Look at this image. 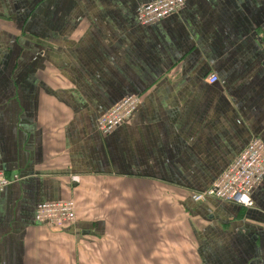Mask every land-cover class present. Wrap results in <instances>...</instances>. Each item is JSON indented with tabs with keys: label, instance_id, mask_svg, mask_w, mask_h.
<instances>
[{
	"label": "crops",
	"instance_id": "obj_1",
	"mask_svg": "<svg viewBox=\"0 0 264 264\" xmlns=\"http://www.w3.org/2000/svg\"><path fill=\"white\" fill-rule=\"evenodd\" d=\"M155 1L0 0V168L18 177L0 264H264V179L252 208L190 197L264 143V0H184L140 26ZM68 199L74 224L34 223Z\"/></svg>",
	"mask_w": 264,
	"mask_h": 264
},
{
	"label": "built area",
	"instance_id": "obj_2",
	"mask_svg": "<svg viewBox=\"0 0 264 264\" xmlns=\"http://www.w3.org/2000/svg\"><path fill=\"white\" fill-rule=\"evenodd\" d=\"M183 5L184 0H157L140 5L136 9V19L140 26H148L175 14ZM207 82L214 84L217 82V77L211 74L208 76ZM138 105V96H126L98 118L97 132L100 135L110 134L130 120ZM263 179L264 143L260 139L254 138L248 142L209 188L195 192L190 197L196 204L207 199H214L243 208H252L254 203L251 194ZM17 180V176L6 177L0 168V194ZM75 221L76 205L70 199L39 203L34 210V223L40 226L62 228L74 224Z\"/></svg>",
	"mask_w": 264,
	"mask_h": 264
}]
</instances>
